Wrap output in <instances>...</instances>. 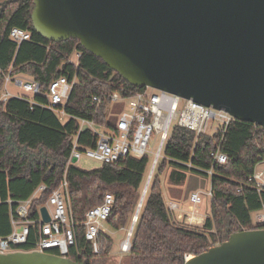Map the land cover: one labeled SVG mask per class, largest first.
<instances>
[{
    "label": "trees",
    "instance_id": "trees-1",
    "mask_svg": "<svg viewBox=\"0 0 264 264\" xmlns=\"http://www.w3.org/2000/svg\"><path fill=\"white\" fill-rule=\"evenodd\" d=\"M32 9L33 0H0V96L8 74L25 77L39 86V94L32 98L14 97L0 103V238L12 232L17 207L39 185L47 186L48 191L32 200L30 220L39 219L49 192L65 181L67 210L76 224V245L67 258L77 264H97L108 259L113 242L100 232L98 253L93 252L84 238L87 211L101 205L104 196L110 194L113 204L104 225L114 231L128 227L140 203L152 158L127 157L92 170L69 164L79 125L73 119L61 122L42 105L47 103L45 94L50 84L60 77L76 78L65 111L83 119H91L95 111L91 95L121 88L135 92L145 87L128 84L101 59L84 50L76 39L51 42L41 37L32 26ZM12 28L27 31L31 40L15 44L9 39ZM74 53L80 54L77 71L68 62ZM220 142V150L226 156L222 165L209 158ZM94 143L95 136L88 131L79 134L80 146L93 147ZM162 156L145 190L126 264H185V256L220 245L233 233L264 230V224L253 220V216L264 212V193L258 194L248 183L264 159V131L260 127L233 121L223 136L214 133L196 137L193 132L174 126ZM167 167L170 188L183 187L190 174L210 180V216L202 226L178 222L168 211L160 182ZM199 187L197 183L194 189ZM35 236L36 228L31 226L28 243L15 250H32Z\"/></svg>",
    "mask_w": 264,
    "mask_h": 264
},
{
    "label": "water",
    "instance_id": "water-1",
    "mask_svg": "<svg viewBox=\"0 0 264 264\" xmlns=\"http://www.w3.org/2000/svg\"><path fill=\"white\" fill-rule=\"evenodd\" d=\"M31 22L48 41L78 40L134 88L193 100L264 131V0H33ZM40 215L50 221L45 207ZM0 264L77 263L17 251L0 254ZM185 264H264V230L233 233Z\"/></svg>",
    "mask_w": 264,
    "mask_h": 264
},
{
    "label": "built area",
    "instance_id": "built-area-1",
    "mask_svg": "<svg viewBox=\"0 0 264 264\" xmlns=\"http://www.w3.org/2000/svg\"><path fill=\"white\" fill-rule=\"evenodd\" d=\"M9 39L20 45L23 42H29L31 35L25 30L12 28L9 32ZM79 58L80 54L74 53L68 61L73 64L76 71L78 70L77 61ZM12 78L10 74L5 76L0 103H5L14 97L25 99L20 96H13L7 91L6 87L9 82H13L17 88L27 93H32L33 96L39 94L37 83L31 81L23 83L21 80H12ZM75 84L76 78L60 77L54 80L45 94L47 103L42 105L43 108L53 112L61 122L73 119L79 125L71 145L69 164H73V159L77 162L82 157L100 164H112L127 157L141 158L149 155L152 158L154 170L162 157L174 126L191 131L197 137L201 134H207L210 125H212V128L214 127L212 134L223 136L228 126L234 121L223 110H215L193 100L183 99L150 87L135 92L121 88L115 92L102 91L91 95L89 99L95 107L92 118H77L65 111ZM98 128H102L105 132H100ZM84 131L95 136L93 147H82L78 144V136ZM152 142L154 144L153 149H151ZM220 145L221 142L210 153L209 158L212 163L222 165L226 162V156L221 152ZM260 165L263 166L262 169H259ZM207 174L211 177L212 171H207ZM248 183L258 194L264 193V159L260 160L253 174L249 177ZM47 191V186L39 185L28 200L19 204L16 210L17 219L12 220V232L8 236L0 238V254L17 252L15 249L18 246L26 245L32 226L36 228V236L31 242L33 249L28 252L36 251L67 258L69 250L76 245V224L67 210L66 182L63 181L59 188L49 192L44 206L50 217L48 223L42 221L40 212L39 219L30 220L28 218L32 200ZM206 195L211 197V192H207ZM200 197V192H192L189 196V203L193 206L201 204ZM141 203L138 204L131 220L126 232V239L119 245L120 252L124 254L129 253L130 238L138 219ZM112 204V195L106 194L102 204L88 210L85 215L84 238L91 244L95 254L98 253L97 239L99 233H104L102 226L110 214ZM166 207L170 213L178 209V205L173 202L167 203ZM186 218L188 225L201 220L193 212ZM255 222L264 224V212L255 216ZM191 258L185 256V262Z\"/></svg>",
    "mask_w": 264,
    "mask_h": 264
},
{
    "label": "rangeland",
    "instance_id": "rangeland-1",
    "mask_svg": "<svg viewBox=\"0 0 264 264\" xmlns=\"http://www.w3.org/2000/svg\"><path fill=\"white\" fill-rule=\"evenodd\" d=\"M19 79L17 77L12 78V80H19ZM20 80L23 83H25L28 79L24 77V79L21 78ZM6 89L13 96H20V97H24V98H32L33 97L32 93H27V92L23 91L22 89L17 88L15 86V84H13V82H9L7 84ZM213 128H212V125H210V128L207 131L208 135L212 134ZM98 129L100 132H105V130H103L102 128H98ZM153 148H154V144L152 142L151 143V149H153ZM163 158H164V156H162L159 159V162H161V160ZM167 161H168V159H167ZM75 165L77 167L83 169V170H92V169L98 168L101 164L94 161V160L82 157L79 161H77L75 163ZM158 165H159V163H158ZM262 168H263V166L260 165L259 169H262ZM156 169H157V167H156ZM156 169H154V171L152 172V175L154 173H156ZM168 172H169V167H167L166 170L164 171V173L160 176V182H161V186L163 188L164 197L170 196V197H172V199L178 200L179 201L178 204H179L180 208L186 209L187 211H189V213H191V212L196 213L197 212V214H198L197 217H200L201 220L199 222L192 224V225H189V226H192V227L202 226V224L205 220V218L203 216H205V217L210 216V197H208L206 195V193L209 192V190H210V180L203 177V176L190 174L183 187H181V188H176V187L172 188L171 187L170 188L167 184V181H166ZM149 173H148V175H149ZM197 183L200 184V187L198 189L197 188L194 189V186ZM193 191L200 192V196H201L200 197L201 198V204L196 205V206L191 205L187 199L188 195ZM165 203L167 205L166 199H165ZM200 215H202V217ZM185 220H186V218H185ZM185 220H182L179 222L187 224V223H185L186 222ZM253 220L255 222L254 216H253ZM102 228L105 229L104 234L111 238V240L113 242V246H112V250H111V253H110L108 259L100 261L97 264H126V262H127L126 256L128 253L124 254V253L120 252L119 245L123 240L126 239V232L128 231L129 226L125 227L124 229L118 230V231L111 230V229L107 228L104 224H103ZM190 257H193V255H191Z\"/></svg>",
    "mask_w": 264,
    "mask_h": 264
},
{
    "label": "crops",
    "instance_id": "crops-1",
    "mask_svg": "<svg viewBox=\"0 0 264 264\" xmlns=\"http://www.w3.org/2000/svg\"><path fill=\"white\" fill-rule=\"evenodd\" d=\"M19 79V78H18ZM20 80V79H19ZM193 192H195V191H193ZM188 197H189V195H188ZM188 197H187V199H188ZM165 199H166V202L167 203H170V202H173V203H176L177 205H178V209L175 211V212H173V213H171L172 214V216L174 217V219L176 220V221H182V220H185V218L187 217V215H190V213H189V211H187L186 209H181L180 208V206H179V204H178V200H174V199H172V197H170V196H165ZM188 201H189V199H188ZM196 215H198L197 214V212L195 213ZM201 217H202V215H200ZM204 218H206L205 216H203ZM182 219V220H181ZM186 222L185 223H187V225H188V222H187V218H186V220H185ZM102 230L103 231H105V229H103L102 228Z\"/></svg>",
    "mask_w": 264,
    "mask_h": 264
},
{
    "label": "bare ground",
    "instance_id": "bare-ground-1",
    "mask_svg": "<svg viewBox=\"0 0 264 264\" xmlns=\"http://www.w3.org/2000/svg\"><path fill=\"white\" fill-rule=\"evenodd\" d=\"M151 175H152V173L149 174L148 177H147L146 184H145V188H144V190H143V194L145 193V190H146V188H147V186H148V184H149V182H150Z\"/></svg>",
    "mask_w": 264,
    "mask_h": 264
}]
</instances>
